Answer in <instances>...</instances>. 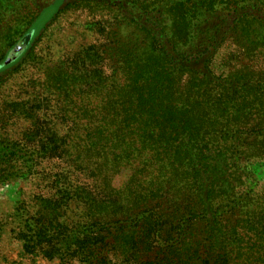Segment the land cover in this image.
Masks as SVG:
<instances>
[{
    "label": "trees",
    "instance_id": "obj_1",
    "mask_svg": "<svg viewBox=\"0 0 264 264\" xmlns=\"http://www.w3.org/2000/svg\"><path fill=\"white\" fill-rule=\"evenodd\" d=\"M47 2L0 0V86L46 22L77 10L112 33L114 65L90 71L79 56L46 71L64 135L35 122L11 136L6 114L19 105L0 107V187L55 190L24 228L39 241L61 234L86 264H264V188L246 168H264V71L211 69L231 34L264 55V0Z\"/></svg>",
    "mask_w": 264,
    "mask_h": 264
},
{
    "label": "rangeland",
    "instance_id": "obj_2",
    "mask_svg": "<svg viewBox=\"0 0 264 264\" xmlns=\"http://www.w3.org/2000/svg\"><path fill=\"white\" fill-rule=\"evenodd\" d=\"M50 3L51 0H48L47 4ZM48 16L49 10L42 14L39 26ZM98 22L100 17L90 16L81 10L67 12L54 22H46L29 59L2 74L0 107L4 106L5 111L6 105H19V111L24 114L19 111L6 114L9 135L19 137L35 122L64 135V117L62 113L54 112L58 102L44 90V75L48 69L54 70L62 62L70 67L71 60L74 57L80 58L79 56H88L85 68L90 71L100 69L109 74L113 70L114 60L108 56V50L113 47L112 42L115 40L112 39V33L94 25ZM107 28L109 27L106 26L105 29ZM111 30L115 32L113 28ZM122 34V39L129 36L128 31H123ZM22 49L21 45L12 50L6 62L13 61ZM244 65L264 71V55L260 51L253 54L248 52L246 44L237 35L231 34L214 56L211 69L215 75H226ZM80 69H83L82 65ZM246 168L255 176L257 188L263 189V165L252 161ZM54 192L53 188H45L33 179L0 187V264H86L78 254L79 251L73 253L72 247L65 245L67 242L61 239V234L52 230L47 238L39 241L40 236L36 231L32 235L33 225L24 228L28 218L42 207L43 202L37 198H47ZM74 208L73 204L71 209ZM80 209L81 206L70 214L67 212L62 221L66 224L68 217L72 216L77 220ZM82 218L84 221L87 219ZM105 242L107 256L114 262L113 249L108 245L112 243L111 238L107 237Z\"/></svg>",
    "mask_w": 264,
    "mask_h": 264
},
{
    "label": "water",
    "instance_id": "obj_3",
    "mask_svg": "<svg viewBox=\"0 0 264 264\" xmlns=\"http://www.w3.org/2000/svg\"><path fill=\"white\" fill-rule=\"evenodd\" d=\"M6 64L9 63V62H5Z\"/></svg>",
    "mask_w": 264,
    "mask_h": 264
}]
</instances>
